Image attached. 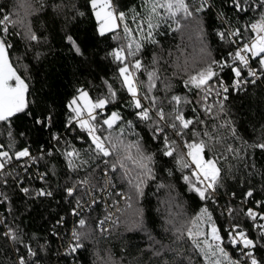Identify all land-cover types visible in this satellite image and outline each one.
Listing matches in <instances>:
<instances>
[{"label": "snow or ice", "instance_id": "1", "mask_svg": "<svg viewBox=\"0 0 264 264\" xmlns=\"http://www.w3.org/2000/svg\"><path fill=\"white\" fill-rule=\"evenodd\" d=\"M226 2L236 14L252 13L253 17L243 28H233L226 15L220 14L222 24L215 36L231 50L217 59L207 45L201 19L203 13L212 10V0H141L139 6L126 11L121 10L117 0H87L97 23V35H110L117 42L107 55L116 65L119 89L105 80L106 94L94 98L88 90L77 88L64 105L63 135L51 131L53 113L33 117L35 125L49 131L52 142L48 149L41 146L39 156H34L30 147L17 148L14 118L21 114L32 117V112L28 100L30 84L14 65L11 50L15 47L13 37L27 41L29 50L33 44L42 43L41 37L26 23L31 14L26 0L20 4L26 12L23 17L0 6V137L7 138V143L0 140V185L6 188L11 178L25 196L52 197L50 188L33 191L23 187L24 176L46 156L62 157L71 184L66 183L61 190L66 198L74 200L71 214L79 217L63 252L65 258H71V264H76L80 250L96 231L103 236L112 230L105 225L126 223L130 229L147 232L141 202L152 185L156 192L166 189L169 194L162 229L170 242L165 244L148 232L154 256L170 253L166 264H264V256H257L258 251L264 250V212L233 207L234 192L227 204L220 205L226 177L236 179L235 173L241 169L255 175L259 171L255 152L264 153V126L254 141L245 140L238 134L228 108L230 95L264 80V0ZM53 7L57 13L70 9L73 16L84 15L72 0ZM193 22L200 42L197 57L191 63L176 64L172 74L181 77L187 90V95H180L173 90L172 78L165 75L171 53L165 55L157 37L166 34L160 30L164 26L175 32ZM66 41L75 54L83 55L72 35H67ZM148 46L153 50L150 63H145ZM40 55L37 52L36 59ZM22 67L27 71L26 66ZM225 70L231 74L230 83L225 79ZM121 93L126 94L122 102ZM116 104L120 107L109 112V106ZM189 105L191 116L185 111ZM124 110L133 118H126ZM65 135L70 139H65ZM149 144H154L156 151ZM168 159L174 162V169L158 166V160L167 164ZM175 172L181 173L177 179L196 198L193 203L200 202L193 215H188L183 203L177 202L175 185L166 182L165 178H173ZM49 174L56 175L55 166L38 171L34 178L47 185ZM260 174L264 178V172ZM253 191L249 188L244 194L245 202ZM255 203L257 208H264V201ZM0 204H11L5 191H0ZM101 205L103 215L96 218L93 229L89 223L91 214ZM8 211L11 212L10 207ZM217 211L220 217L228 218L229 224L223 229L214 215ZM240 216L252 221L256 238L244 230ZM63 222L62 217L57 223ZM0 225V240L4 241L0 252L13 254L10 264H40V253L49 250L47 241L41 243L35 236L25 239L19 226L9 224L6 217L0 218ZM52 235L61 236L56 231ZM34 242L37 247H33ZM229 246L238 255L234 256ZM97 258L101 264H112L110 257L104 259L97 253Z\"/></svg>", "mask_w": 264, "mask_h": 264}, {"label": "trees", "instance_id": "2", "mask_svg": "<svg viewBox=\"0 0 264 264\" xmlns=\"http://www.w3.org/2000/svg\"><path fill=\"white\" fill-rule=\"evenodd\" d=\"M21 2L22 0H0V6H3L6 12L19 13L23 17L26 12L24 8L20 7ZM72 2L77 5L79 11L84 12L83 16H73L70 9L60 13L54 10V4H68L69 0H26L31 9V14L27 15L26 23L41 37L42 43L33 44L29 50L27 41L20 37H13L15 47L11 50L12 61L30 84L28 100L29 110L32 112V117L21 114L14 118L13 128L16 134L17 148L30 147L34 156L41 154V146L48 149L52 146V142L49 138V131L35 125L33 117L53 113L54 126L51 131L60 132L63 135L65 133L63 122L66 119L64 105L72 98L77 88L88 90L94 98L106 94L105 80L119 89V84L116 81V65L107 55L111 48L117 46V42L107 41L104 43L102 37L97 35V23L91 8L87 5V0H72ZM140 2L141 0H117L118 6L125 11L130 7L139 6ZM212 3V10L203 13L201 19L207 45L212 55L220 59L226 56L227 51L231 50L228 45L222 44L215 36V32L221 28L222 24L220 14L226 15L233 28H243L252 19L253 14L249 13L246 16L236 14L226 0H212ZM41 4L44 5L43 8H41ZM173 27L175 26L173 25ZM160 30L166 33L157 37L165 50V55L168 56L171 53V56H168L170 63L166 66L165 75L172 78L174 92L187 95L181 77H174L172 74L176 64L182 66L185 62L191 63L197 57L200 42L197 39L195 23H189L187 27L175 32H169L167 26ZM67 35L73 36L80 45L83 55L75 54L71 45L66 41ZM152 50V47L148 46V54L144 57L145 63H150ZM37 52L41 53L39 59H36ZM18 57H23V59L18 60ZM22 65L26 66L27 71ZM224 76L230 83L231 74L228 70H225ZM141 78L144 77L141 76ZM120 95L122 102L126 98V94L121 93ZM118 107L120 104L110 105L108 111L111 112ZM228 108L231 119L235 121L238 134L249 142L254 141L264 126V80L259 81L255 86L249 85L244 92L230 95ZM185 111L191 116V105ZM124 115L128 119L133 118L127 110H124ZM21 132L24 133L22 137L19 135ZM65 139H70V136L65 135ZM0 140L7 143L6 136L0 137ZM77 146H80L78 142ZM148 147L152 151H156L154 144H149ZM207 155H211V153H207ZM254 158L259 170L255 175H249L241 169L235 173L236 179L231 176L226 177V187L220 193L221 206L229 202L233 192L235 198L231 200V205L239 210L247 209L248 206L257 208L255 202L264 201V178L260 174L264 172V153L257 150ZM53 166H55L56 175L49 174L47 185L34 178L38 171L45 172L52 169ZM158 166L173 169L175 167L174 162L170 159L167 160V164L158 160ZM17 168L23 174V169H19L18 166ZM180 176V172H175L173 178L166 177L165 179L166 182L175 185L174 195L177 197V202H182L186 213L193 215L198 211L200 202L196 200V203H193L196 198L188 192L182 180L177 179ZM66 183L71 184L69 174L62 157L56 155L46 156L36 166L31 167L28 175L24 176L23 182V187H28L33 191L41 187L50 188L53 191L52 197L30 198L25 196L11 178H9L6 188L0 185V191H5L11 199L10 205L0 204V216L6 217L9 224L14 227L18 225L25 234V239L35 236L41 243L47 241L49 250L46 253H40V264H71V258H65L63 252L68 242L67 238L79 217H74L71 214V209L75 204L74 200L66 198L61 190ZM249 188L254 190L253 196L245 202L244 194ZM168 195L166 189L156 192L155 186H150L146 189V196L141 202L147 232L130 229L126 223H119L115 227L110 224L105 225L106 228H112V230L103 236L96 231L94 238L86 241L85 248L80 250L76 264H101L97 253L104 259L110 257L112 264H166L171 254L154 256L149 248L150 241L147 233H152L157 240H161L165 244L170 242L169 236L162 229L163 217L167 215ZM9 207L11 208L10 213ZM257 209L264 212V208ZM102 215L103 205L91 214L89 223L93 229H95L96 218L102 217ZM214 215L218 218L221 229L228 226L227 217H220L219 211ZM62 217L64 218L63 224H58L57 222ZM239 223L244 226L245 231L256 238L257 233L252 229L251 220L240 216ZM2 227L0 225V228ZM53 231L59 232L61 236H53ZM3 244L4 241L0 240V245ZM33 247H37L35 242ZM229 249L233 251L230 246ZM12 255V253L4 255L3 252H0V262L10 264ZM257 256L258 258L264 256V250L258 251Z\"/></svg>", "mask_w": 264, "mask_h": 264}, {"label": "built area", "instance_id": "3", "mask_svg": "<svg viewBox=\"0 0 264 264\" xmlns=\"http://www.w3.org/2000/svg\"><path fill=\"white\" fill-rule=\"evenodd\" d=\"M109 39H110V42H113V40L111 39V36H110V35H109ZM233 48H234V46H233ZM254 66H255V65H254ZM247 208H253L254 210H256V211H258V212H263V211H260V210H258L256 207H253V206H248ZM0 218H2V217L0 216ZM257 222H259V221H257ZM229 251H230L234 256L238 255V253H237L235 250L231 251V250L229 249Z\"/></svg>", "mask_w": 264, "mask_h": 264}, {"label": "rangeland", "instance_id": "4", "mask_svg": "<svg viewBox=\"0 0 264 264\" xmlns=\"http://www.w3.org/2000/svg\"><path fill=\"white\" fill-rule=\"evenodd\" d=\"M102 40H103L104 43H106L107 41L110 42L109 36L108 37H102Z\"/></svg>", "mask_w": 264, "mask_h": 264}]
</instances>
